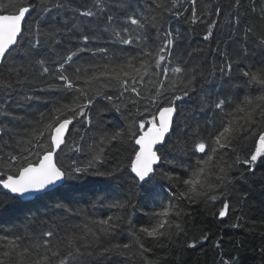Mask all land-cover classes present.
I'll return each instance as SVG.
<instances>
[{
    "label": "trees",
    "instance_id": "1",
    "mask_svg": "<svg viewBox=\"0 0 264 264\" xmlns=\"http://www.w3.org/2000/svg\"><path fill=\"white\" fill-rule=\"evenodd\" d=\"M32 2L36 5L46 3L51 8L56 0ZM65 2L68 7L62 10L61 16L56 17V28L59 30L57 38L62 40L61 46L54 52L45 48L36 59L47 56L55 60L57 53L63 56L69 49H85L76 54L70 66L66 65L67 73L71 74L77 67L84 71L89 64L104 63L109 56L137 55V43H120L119 38L111 31L105 30V23L107 17L112 15L119 26L124 27L126 16L135 10L150 15L147 9L152 7L151 0H104L103 11L93 17H83L73 11L90 8L93 0ZM8 3L9 0H0V6ZM121 3L123 8L118 7ZM232 3L234 0H196L198 15L201 12L206 14L201 18L203 23L198 21L192 24V6L188 0H180L176 10L181 12L182 16L162 13L161 39L157 40L155 29L150 31L148 42L153 47L162 42L164 31L170 29L174 36L178 34L172 50V66L179 63L186 69H194L196 73L195 92L191 93L190 97L177 101L179 111L175 128L165 149L171 154L159 164L161 170L174 169L182 177L176 191L184 190L182 180L191 173V166L195 165L197 159L204 156L199 152L194 153L193 141L197 133L208 137L220 127L222 114L215 109L216 102L225 98L239 103L245 96L256 97L262 94L258 85L249 86L246 83L247 78L242 75V70L251 68L255 71L264 65V45L259 44L260 37H264V13L260 11L264 8V0H243L240 8L243 16L238 26L234 21L235 9L231 7ZM252 4H255L257 9L255 13L251 10ZM217 6L222 8L219 16L215 14ZM38 12L39 8L28 16L25 29L34 28L42 18L37 15ZM209 12L211 15L207 14ZM52 15L55 16V10ZM213 19L218 20V24L213 28L209 39L204 40L207 25ZM127 26L130 29L135 28L130 23ZM249 26L252 28V34L246 38L245 30ZM80 33L95 38L87 43L80 42L78 38L71 39L78 37ZM48 43L51 44V41ZM100 48L105 49L107 55L93 54L94 50ZM225 52L227 56L221 55ZM229 61L232 62L230 72L227 68ZM20 63V57L13 56L0 64V78L11 83V87L0 85V105H3L0 110V152L3 153L19 151L16 141L28 138L33 123L40 119L41 114H47L56 104L67 103L72 99V96L62 89L49 88V84L59 85L61 82L47 76L41 77L38 75V68L28 66L27 71L20 69L19 77L15 71L9 72V69H15ZM17 80L20 82L17 83ZM105 91L108 95L118 94L113 88ZM175 94L181 95V92L177 90ZM29 96L33 98H25ZM232 107H235V104H232ZM87 112L94 125H87L79 118L73 121L67 133V146L58 150L57 159L65 166L70 165L72 161H76L78 166H87L92 158L87 146L92 144L94 139H98L99 129L112 131L127 124L124 119L127 111L117 112L103 97H97L94 106ZM81 135L85 137L82 141L85 150L69 151L72 142L80 141ZM254 146L252 135H241L234 148L223 154V159L230 167L226 169L222 192L217 190L213 193L219 196L218 200L205 199L193 205L184 201L179 205L184 210V215L179 221H176L174 214L171 219L181 223L182 232L177 234L173 230L171 240L166 237L153 240L138 233L139 241L152 250L142 255L133 232L141 226L154 224L155 221L149 214L160 211L162 205L169 202L166 193L170 185L162 179L159 180V186L149 192L138 188L130 190L129 182H124L121 187L119 181L85 173L80 179L70 181V187L56 186L59 191L51 198L23 203L8 211H4V206L11 202L0 196V237L21 236V246L30 247L35 238L41 236L44 231L54 230L60 238L70 233L79 235L84 224L89 221L118 216L121 217L120 228L114 233L98 238L97 250L117 244H129L130 254L113 255L102 261V264H143L144 261L153 264H225V261L229 264H264V158H258L253 171H249L250 166L242 162L251 154ZM125 148L129 150L126 151ZM128 155L130 145L114 146L111 150H105L102 159L95 162V169L90 171H108L118 163H127L126 160H121V157ZM174 158L175 164L165 162ZM0 174L6 175V172L0 169ZM127 175L128 173H125V177ZM211 179L212 182H217L215 177ZM126 200H130L126 209L111 206L115 201ZM225 201L229 208L226 215L220 217L219 212ZM193 242L196 246L189 247ZM6 243L0 240V253L7 250ZM40 251L43 254V249Z\"/></svg>",
    "mask_w": 264,
    "mask_h": 264
},
{
    "label": "snow or ice",
    "instance_id": "2",
    "mask_svg": "<svg viewBox=\"0 0 264 264\" xmlns=\"http://www.w3.org/2000/svg\"><path fill=\"white\" fill-rule=\"evenodd\" d=\"M179 3L180 0H168L167 3L165 0H151L152 7L147 9L150 15L135 10L126 16L124 27H120L116 18L109 15L105 30L111 31L122 44L137 43L139 49L137 55L109 56L104 63L89 64L84 71L77 67L71 74L67 73L66 65L70 66L76 54L85 49L79 47L75 51L69 49L63 56L57 53L55 60L47 56L35 58L45 48H50L54 52L61 46L62 40L57 38L59 30L56 28L58 23L56 17L61 16L62 10L68 7L65 0H56L51 8L46 3L36 5L32 0H9L7 5L0 6V64L9 57L19 56L21 63L15 69H9V72L15 71L19 77L20 69L27 71L28 66L38 68V75L41 77L47 76L61 82L59 85L49 84V88L62 89L72 96L67 103H58L51 112L41 114L40 119L33 123L28 138L16 141L19 151L0 152V169L6 172V175L0 174V190H2L0 196L6 197L11 202L4 206V211L23 203H34L51 198L59 191L57 185L70 187V181L80 179L85 173L119 181L121 187L124 182H129L130 190L138 188L149 192L158 187L159 180L162 179L170 185L166 193L169 202L162 205L160 211L149 214L154 219V224L141 226L133 232L142 255L152 250L139 241L138 233L153 240L164 237L171 240L173 230L177 234L183 230L181 223L171 219L174 214L176 221H179L184 215V210L179 207L182 202L187 201L189 205H193L205 199L213 201L219 199V196L213 193L217 190L222 192L221 186L225 182L226 169L230 167L223 159V154L234 148L241 135L250 134L254 137V149L242 161L243 164L250 166L249 171L254 170L258 158H264V65L256 68L255 71L251 68L242 70V75L247 78L246 83L249 86L258 85L261 95L245 96L239 103L221 98L214 105L222 114L220 127L208 137L197 133L193 141L194 153L199 152L204 156L202 159H197L195 165L191 166V173L182 180L183 191L175 190L182 177L174 169L164 171L159 167L160 162L171 154L165 149L175 128L179 111L177 101H182L195 92V70L186 69L179 63L172 66V50L178 34L174 36L169 29L163 32L162 42L156 47L148 42L152 29L157 31V40L161 39L162 13L183 15L176 10ZM188 3L192 6L190 22L203 23L201 18L206 13L201 12L198 15L196 0H188ZM242 3L243 0H234L231 5L235 9L236 26L243 16L240 12ZM118 7L123 8L124 5L121 3ZM37 8H39L37 15L42 18L37 21L34 28L25 29L28 16L36 12ZM103 8L104 0H93L90 8L73 9V11L83 17H93L103 11ZM53 10L55 16L52 15ZM251 10L254 13L257 11L255 4H252ZM260 11L264 13V8ZM221 12L222 8L217 6L216 16ZM207 14L211 15L210 12ZM129 23L135 28L130 29L127 26ZM217 24L218 20L213 19L207 25L204 40L209 39ZM251 34L252 28L246 27L245 37ZM77 38L80 42L87 43L95 37L84 33H80L78 37H71V39ZM49 41L51 44L48 43ZM259 44L264 45V37H260ZM97 53L107 55L103 48L94 50L93 54ZM221 55L227 56V53ZM227 68L230 72L231 61L227 63ZM221 71L223 72L224 69L222 68ZM19 82L17 80V83ZM0 85L11 87V83L2 78ZM109 88L115 89L118 94L108 95L105 90ZM177 90L181 95L175 94ZM97 97H103L117 112L127 111L124 117L127 124L112 131L99 129L98 139H94L93 143L87 146V150L92 153L87 166H78L76 161L65 166L58 161L57 156L58 150H61L62 146H67L69 126L78 118L87 125H94L87 110L94 106ZM232 104H235V107H232ZM2 109L3 105H0V110ZM84 139L85 137L81 135L80 141L74 140L69 151H84L82 144ZM127 145H130V155L121 157V160H126L127 163H118L108 171H90L95 169V162L102 159L105 150ZM125 150L129 149L125 148ZM165 162L176 163L175 158ZM125 173H128L127 177ZM212 177H215L216 183L212 182ZM129 203L130 200L115 201L111 206L126 209ZM228 208L229 205L225 201L224 207L219 212L220 217L226 215ZM120 221L121 217L118 216L92 220L84 224L79 235L70 233L63 238L58 237L54 230L44 231L41 236L35 238L30 247L21 246L20 242L23 240L21 236L10 238L5 235L0 237V240L7 242L5 245L7 250L0 253V264H102V261L113 255L130 254L129 244H117L97 250L96 240L102 235L116 232L120 228ZM195 246L194 242L189 245V247ZM143 264H153V262L144 261ZM225 264L229 262L225 261Z\"/></svg>",
    "mask_w": 264,
    "mask_h": 264
},
{
    "label": "water",
    "instance_id": "3",
    "mask_svg": "<svg viewBox=\"0 0 264 264\" xmlns=\"http://www.w3.org/2000/svg\"><path fill=\"white\" fill-rule=\"evenodd\" d=\"M58 186V185H57Z\"/></svg>",
    "mask_w": 264,
    "mask_h": 264
}]
</instances>
